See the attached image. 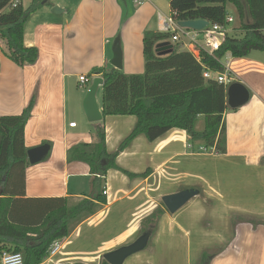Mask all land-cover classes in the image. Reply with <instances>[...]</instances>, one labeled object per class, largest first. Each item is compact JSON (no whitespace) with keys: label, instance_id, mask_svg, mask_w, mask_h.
<instances>
[{"label":"crops","instance_id":"obj_1","mask_svg":"<svg viewBox=\"0 0 264 264\" xmlns=\"http://www.w3.org/2000/svg\"><path fill=\"white\" fill-rule=\"evenodd\" d=\"M131 1L136 11L122 25L125 0L42 3L23 30V45L39 53L33 65H15L0 41V116L20 114L35 97L24 144L27 150L50 146L42 162L28 163L24 198H64L68 205L83 199L96 203L95 213L72 224L58 252L41 264H100L106 253L143 234V220L162 197L189 189L198 195L174 214L165 208L143 254L127 264H198L202 254L209 257L208 264H264V63L259 59H235L227 53L221 60L229 62L233 83L249 91L244 106L224 115V154L201 152L200 142H191L186 131L176 128L152 142L138 135L114 161L132 174H149L130 178L109 169L100 189L93 185L87 164L67 161L70 148L86 141L93 148L96 140L90 134L97 127L104 128L106 151L114 154L136 124L130 115H102L101 121L89 123L82 106L98 77L91 71L113 68L109 62L116 38L120 70L127 75L144 73L143 34L160 32L157 15L163 14L148 0ZM54 6L63 13L52 14ZM80 76L89 83L82 87ZM98 88L96 101L102 111V86ZM99 192L105 204L94 200Z\"/></svg>","mask_w":264,"mask_h":264},{"label":"trees","instance_id":"obj_2","mask_svg":"<svg viewBox=\"0 0 264 264\" xmlns=\"http://www.w3.org/2000/svg\"><path fill=\"white\" fill-rule=\"evenodd\" d=\"M43 0H34L26 9L22 0H0V41L6 57L19 67L33 65L39 53L23 45L26 21L42 7ZM15 2V4H14ZM227 4L234 7L241 36L227 34L218 50L198 51L195 57L183 50L181 43L172 45L165 56L155 53V46L170 41L172 34L146 31L143 34L144 73L127 75L120 69L95 68L91 75L103 80L102 115L134 116L136 124L114 154L105 147L103 127L95 130L93 148L74 146L67 152V161L89 166L93 185L101 188L102 178L109 169H116L130 178L149 174H132L115 164L119 152L138 136L152 142L171 129L186 131L191 142H200L207 153L226 152L224 115L232 109L227 103V88L203 73L224 72L221 60L229 53L235 59L247 57L252 51L264 53V0H170V14L176 21L206 20L228 28ZM45 6H50L45 0ZM35 104L32 97L18 115L0 116V257L4 252H19L24 264H41L47 259L55 241L69 236L72 224L96 211V203L83 199L68 205L67 199H26L25 169L28 166L24 144V128ZM203 117L201 131L194 128ZM94 200L105 204L101 192ZM159 206L142 222V233L150 235L164 212ZM9 245L10 247H8ZM209 261L202 254L200 264ZM100 264H108L103 260Z\"/></svg>","mask_w":264,"mask_h":264},{"label":"water","instance_id":"obj_3","mask_svg":"<svg viewBox=\"0 0 264 264\" xmlns=\"http://www.w3.org/2000/svg\"><path fill=\"white\" fill-rule=\"evenodd\" d=\"M45 3V1L43 2ZM51 13L54 15H59L63 13V10L57 6H54L51 9ZM178 25L182 28L191 29L194 31H201L205 29L209 22L206 20H188L180 21ZM220 43L223 42L221 35H216ZM172 51V44L168 41L162 42L155 46V53L159 56H165L170 54ZM112 59L109 64L114 69H121V49L119 46V39L117 38L113 42L112 46ZM103 85V80L100 77H96L92 80L90 87L88 88L86 95L83 100V112L86 117V120L89 123H96L102 120V111L99 109L96 101V92L99 86ZM249 100V91L240 83H233L227 89V103L228 106L232 109H238L244 106ZM50 146L48 144H43L41 146L28 149L26 151L27 161L31 165L42 162L48 155ZM198 195L197 190L189 189L177 192L175 194L167 195L162 197L161 201L167 211L170 214L176 213L181 209L191 198ZM150 238L149 233H143L139 238H137L133 243L122 246L116 250L106 253L103 256V259L108 264H123L124 261L131 257L134 254H137L143 251L148 244ZM202 264H208L204 262Z\"/></svg>","mask_w":264,"mask_h":264},{"label":"built area","instance_id":"obj_4","mask_svg":"<svg viewBox=\"0 0 264 264\" xmlns=\"http://www.w3.org/2000/svg\"><path fill=\"white\" fill-rule=\"evenodd\" d=\"M136 4H140V1H135ZM15 4V2H14ZM159 30L161 33L172 34L170 42L181 43L185 49L191 52L196 57L198 56V51L203 50L204 52L212 53L218 50L219 46L222 44L218 41L216 35L222 36L223 40L225 35L228 33V28L217 24H209L205 29L201 31H194L187 28H182L178 25V21L173 19L171 16H164L161 14L157 15ZM234 22V19L229 15L226 17V24L230 25ZM224 72H210L206 71L203 73L204 79L215 80L216 82L223 84L227 89L233 83L234 78L230 72V64L226 62L223 64ZM79 83L81 86L88 84L89 80L85 76L79 77ZM75 123L69 124L70 128L75 127ZM86 145H90L89 141H86ZM190 149V146H189ZM201 152H206L204 148H200ZM102 194L105 196L106 191L104 190ZM60 248V240L55 241L49 251L48 257L54 256ZM0 264H24L23 255L19 252H4L0 257Z\"/></svg>","mask_w":264,"mask_h":264},{"label":"rangeland","instance_id":"obj_5","mask_svg":"<svg viewBox=\"0 0 264 264\" xmlns=\"http://www.w3.org/2000/svg\"><path fill=\"white\" fill-rule=\"evenodd\" d=\"M45 0L42 1V3L44 2ZM67 2L69 1V4L71 3L70 0H49V2H52V3H56V2H60L62 5H64L63 3L64 2ZM148 4L152 3L154 6L157 7L158 11L161 12L163 15L165 16H170V13H169V7H168V2L169 0H148ZM22 3H23V6L26 8L28 7L29 5V0H22ZM146 3V2H145ZM147 4V3H146ZM59 7V6H57ZM60 8V7H59ZM122 8H123V11H124V14H123V22L121 23V25L126 21L128 20V17L130 18L136 11L135 7L133 6L132 4V1L131 0H125V3L122 4ZM227 12H228V15L230 17H232L234 19V22L232 24H230L229 28L231 29V35H235V36H238L240 37L241 36V33H240V29H239V24H238V20H237V17H236V13H235V9L232 5L230 4H227ZM52 9V8H51ZM50 9V11H51ZM62 9V8H61ZM156 19V18H155ZM117 39V38H116ZM115 39V40H116ZM114 40V41H115ZM247 57L249 58H252V59H259L261 62L264 63V53L263 52H259V51H252ZM83 87V86H82ZM99 89V88H98ZM100 90H98V92H96V95L97 97L100 98ZM88 122V121H87ZM194 127L195 129L197 130H201L202 127H203V119L202 117H199L196 121H195V124H194ZM91 137L94 138L95 136V132H91ZM152 242V241H151ZM143 252V251H142ZM142 252L138 253V254H135L129 258H127V260L124 262V264H127L128 262H130V260H132L134 257L136 256H139V254H143ZM146 254V253H145ZM163 264V263H162ZM165 264V263H164ZM200 264V263H198Z\"/></svg>","mask_w":264,"mask_h":264}]
</instances>
